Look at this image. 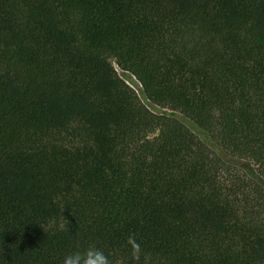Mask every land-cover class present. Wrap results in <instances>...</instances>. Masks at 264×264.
Returning a JSON list of instances; mask_svg holds the SVG:
<instances>
[{
    "label": "trees",
    "instance_id": "1",
    "mask_svg": "<svg viewBox=\"0 0 264 264\" xmlns=\"http://www.w3.org/2000/svg\"><path fill=\"white\" fill-rule=\"evenodd\" d=\"M90 247L264 264V0H0V264Z\"/></svg>",
    "mask_w": 264,
    "mask_h": 264
},
{
    "label": "clouds",
    "instance_id": "2",
    "mask_svg": "<svg viewBox=\"0 0 264 264\" xmlns=\"http://www.w3.org/2000/svg\"><path fill=\"white\" fill-rule=\"evenodd\" d=\"M63 264H109V261L101 250L90 247L83 253L65 256Z\"/></svg>",
    "mask_w": 264,
    "mask_h": 264
},
{
    "label": "rangeland",
    "instance_id": "3",
    "mask_svg": "<svg viewBox=\"0 0 264 264\" xmlns=\"http://www.w3.org/2000/svg\"><path fill=\"white\" fill-rule=\"evenodd\" d=\"M115 69L117 70L119 76L125 80V82L127 84H129L133 89L136 90V92L138 93L139 97L141 98L142 102H144L148 108L155 112V113H167L169 114L170 116H177V114L171 110H167V109H160L156 106H152V105H149L148 101H146L145 99H143L141 93H140V90H141V85L140 83L135 79L134 76H132L131 74H129L128 72H125L123 70H121L115 63H113Z\"/></svg>",
    "mask_w": 264,
    "mask_h": 264
},
{
    "label": "water",
    "instance_id": "4",
    "mask_svg": "<svg viewBox=\"0 0 264 264\" xmlns=\"http://www.w3.org/2000/svg\"><path fill=\"white\" fill-rule=\"evenodd\" d=\"M144 99V98H143Z\"/></svg>",
    "mask_w": 264,
    "mask_h": 264
}]
</instances>
